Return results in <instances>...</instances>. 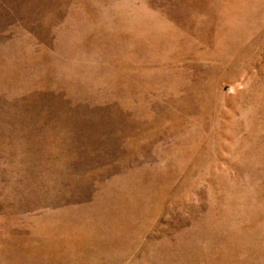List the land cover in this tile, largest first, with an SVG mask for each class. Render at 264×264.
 I'll use <instances>...</instances> for the list:
<instances>
[{"label": "rangeland", "instance_id": "1", "mask_svg": "<svg viewBox=\"0 0 264 264\" xmlns=\"http://www.w3.org/2000/svg\"><path fill=\"white\" fill-rule=\"evenodd\" d=\"M0 264H264V0H0Z\"/></svg>", "mask_w": 264, "mask_h": 264}]
</instances>
